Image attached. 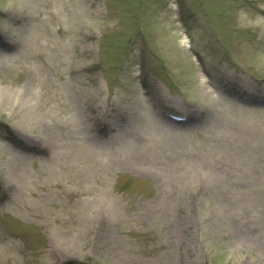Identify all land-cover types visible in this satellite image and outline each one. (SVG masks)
Masks as SVG:
<instances>
[{
	"label": "rangeland",
	"instance_id": "obj_1",
	"mask_svg": "<svg viewBox=\"0 0 264 264\" xmlns=\"http://www.w3.org/2000/svg\"><path fill=\"white\" fill-rule=\"evenodd\" d=\"M260 233L264 0H0V264H264Z\"/></svg>",
	"mask_w": 264,
	"mask_h": 264
},
{
	"label": "bare ground",
	"instance_id": "obj_2",
	"mask_svg": "<svg viewBox=\"0 0 264 264\" xmlns=\"http://www.w3.org/2000/svg\"><path fill=\"white\" fill-rule=\"evenodd\" d=\"M183 42L187 47H191V40L188 37H185ZM202 78L204 80L206 79L204 74H203ZM179 157H181V156H179ZM17 158H18V161H17L18 164H19V162L24 160V156H21V155H17ZM192 173L199 180H200L199 177H202V175L203 176H209L211 178H216V179L218 178L216 175H220L222 177V179L224 180V182L228 185V188H226V189L230 194L228 197H225V200L232 201V204H233V202L242 204L245 201L246 192H245L244 187H245L246 183H243L241 175L238 176L236 182L233 184L232 176H231V178H228V174H227L226 176L223 177L224 170H223V168H221L220 165H218V164L215 165L209 161L202 160V159L199 160L197 163H195L194 171ZM229 174H231V173H229ZM235 178H236V176H235ZM230 182H231V186H229ZM220 189H221V187H220ZM218 190H219V187H218ZM105 199H107V198H105ZM261 231H263V229H261ZM250 232H252V231H250ZM249 240L251 242L255 241V243L259 244L261 248H264V234L260 233V235L257 238H255V239L249 238Z\"/></svg>",
	"mask_w": 264,
	"mask_h": 264
}]
</instances>
